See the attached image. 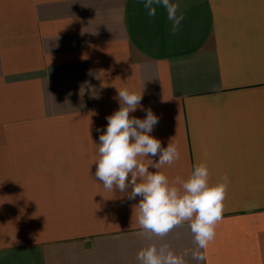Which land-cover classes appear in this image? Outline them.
<instances>
[{"label":"crops","instance_id":"obj_1","mask_svg":"<svg viewBox=\"0 0 264 264\" xmlns=\"http://www.w3.org/2000/svg\"><path fill=\"white\" fill-rule=\"evenodd\" d=\"M170 2L184 15L174 35L144 0H0V264H139L149 243L194 247L187 223L142 236L141 197L94 180L126 87L142 93L130 116L150 108L151 135L179 145L169 179L203 162L231 180L207 264H264V0Z\"/></svg>","mask_w":264,"mask_h":264},{"label":"clouds","instance_id":"obj_2","mask_svg":"<svg viewBox=\"0 0 264 264\" xmlns=\"http://www.w3.org/2000/svg\"><path fill=\"white\" fill-rule=\"evenodd\" d=\"M166 9L167 19L172 21L174 35L184 19L177 15L179 5L170 0H144L149 16H155L157 8ZM119 108L106 117L108 123L96 144L95 181L106 191L127 193L130 200L141 197L133 205L135 222L141 235L148 239L168 236L174 229L187 223L193 236L194 247L177 254L167 242L149 243L136 255L139 264H187L191 257L197 264H207L206 251L215 240L216 227L223 219L224 201L231 183L227 174L216 181L210 178L206 163H198L187 176L169 179L165 166H171L181 158L179 145L173 141L163 147L161 141L151 135L158 124V117L149 108L140 119L130 116L138 107L142 110V93L129 88H117ZM99 131V129H98ZM158 157V159H154ZM149 168L154 169L150 171ZM130 176V179H129Z\"/></svg>","mask_w":264,"mask_h":264}]
</instances>
